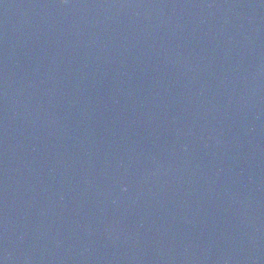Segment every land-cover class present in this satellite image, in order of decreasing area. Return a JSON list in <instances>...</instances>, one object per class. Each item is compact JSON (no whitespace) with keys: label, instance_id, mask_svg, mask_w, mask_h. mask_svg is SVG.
<instances>
[{"label":"water","instance_id":"1","mask_svg":"<svg viewBox=\"0 0 264 264\" xmlns=\"http://www.w3.org/2000/svg\"><path fill=\"white\" fill-rule=\"evenodd\" d=\"M0 264H264V0H0Z\"/></svg>","mask_w":264,"mask_h":264}]
</instances>
